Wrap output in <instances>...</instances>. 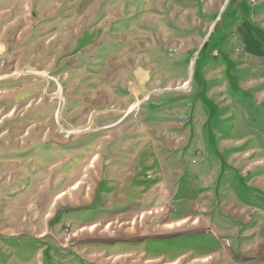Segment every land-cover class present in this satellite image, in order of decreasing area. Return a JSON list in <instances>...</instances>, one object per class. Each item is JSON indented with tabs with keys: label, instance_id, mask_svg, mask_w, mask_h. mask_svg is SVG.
<instances>
[{
	"label": "rangeland",
	"instance_id": "rangeland-1",
	"mask_svg": "<svg viewBox=\"0 0 264 264\" xmlns=\"http://www.w3.org/2000/svg\"><path fill=\"white\" fill-rule=\"evenodd\" d=\"M0 264H264V0H0Z\"/></svg>",
	"mask_w": 264,
	"mask_h": 264
},
{
	"label": "crops",
	"instance_id": "crops-1",
	"mask_svg": "<svg viewBox=\"0 0 264 264\" xmlns=\"http://www.w3.org/2000/svg\"><path fill=\"white\" fill-rule=\"evenodd\" d=\"M246 26H248L249 28H251V29H255L256 28V26L255 25H253L251 22H245L244 24H243V26L242 27H239V29L238 30H241V29H248V27H246ZM241 35H242V33H240ZM242 36H245V35H242ZM243 44L245 45V44H247V43H245V42H243ZM247 45H249V44H247ZM150 152H151V160L153 159V158H157L158 156H159V154H160V151H158L157 149H151V150H149ZM165 151H163L162 153H164ZM111 157V156H110ZM152 162V161H151ZM125 187H126V185H125ZM157 185H151L150 187H142V186H135L134 185V187H133V189L132 190H135V191H138V190H140V191H143V190H145V188H147L146 190H147V192H150V194L151 193H153L154 191H156L157 190ZM102 190H103V186H102ZM64 194V192L63 191H61V192H58L57 194H55V197H57L58 195L59 196H61V195H63ZM146 195H148V194H146ZM148 197V196H147ZM147 197H143L142 196V199H144V200H146L147 199ZM153 211H156V210H152V209H145V210H143L139 215H142V214H149V213H152ZM60 219H59V217H57L56 219H55V221H59ZM116 220L117 219H113V220H111V221H109V222H107L108 224L109 223H113V222H116ZM178 224V222H170V223H166V224H162V225H164L166 228H169V227H172V226H174V225H177ZM96 225H97V223H94V224H92V225H85V226H83V227H96ZM17 237V236H16Z\"/></svg>",
	"mask_w": 264,
	"mask_h": 264
},
{
	"label": "bare ground",
	"instance_id": "bare-ground-1",
	"mask_svg": "<svg viewBox=\"0 0 264 264\" xmlns=\"http://www.w3.org/2000/svg\"><path fill=\"white\" fill-rule=\"evenodd\" d=\"M139 77H140V80L142 81V79H143L142 76L140 75ZM139 82H140V81H139ZM131 109H133V108H131Z\"/></svg>",
	"mask_w": 264,
	"mask_h": 264
}]
</instances>
